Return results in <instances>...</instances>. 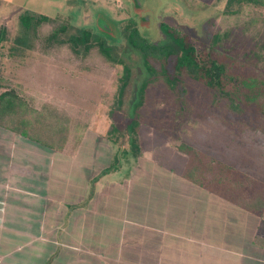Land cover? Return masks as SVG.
I'll return each mask as SVG.
<instances>
[{
  "label": "rangeland",
  "instance_id": "374dc122",
  "mask_svg": "<svg viewBox=\"0 0 264 264\" xmlns=\"http://www.w3.org/2000/svg\"><path fill=\"white\" fill-rule=\"evenodd\" d=\"M226 1L0 0V27L6 30V39L0 44V92L13 89L31 108L55 110L65 117L66 143L58 151L90 150L97 156L108 151L110 157L119 146L109 141L108 130L111 125L120 129L126 126L125 112L131 99L128 88L123 106L117 109L115 95L121 66L109 63L95 50L75 55L67 45L48 44L45 37L53 24L40 26L36 36L18 45L19 15L28 10L48 16L68 25L69 33L77 28L103 32L106 34L102 36L115 46L124 43V32L132 25L155 40L161 35L160 25L166 24L190 39L198 51L215 48L238 54V61L231 62L234 68L245 63V51L258 53L260 61L254 59L264 74V9L243 6L238 14L227 15ZM249 72L252 69L247 67L238 70L246 75ZM229 105L187 77L181 78L174 89L159 78L147 86L139 109L140 155L129 156L121 169H131V175L137 173L138 178L144 168L164 167L176 169L184 177L193 164L218 162V174L226 179L223 185H240L243 201L236 204L209 192L218 197L219 203L255 215L260 221L255 242L264 245V209L256 204L257 198L264 199V116L259 105H241L239 111ZM181 144L195 152H178ZM227 173L235 176L228 178ZM118 179L129 183L128 177ZM230 199L234 200L233 195Z\"/></svg>",
  "mask_w": 264,
  "mask_h": 264
},
{
  "label": "crops",
  "instance_id": "0c3cea01",
  "mask_svg": "<svg viewBox=\"0 0 264 264\" xmlns=\"http://www.w3.org/2000/svg\"><path fill=\"white\" fill-rule=\"evenodd\" d=\"M117 151L67 153L0 128V264H264L255 215L176 169L136 178Z\"/></svg>",
  "mask_w": 264,
  "mask_h": 264
},
{
  "label": "trees",
  "instance_id": "16d2710c",
  "mask_svg": "<svg viewBox=\"0 0 264 264\" xmlns=\"http://www.w3.org/2000/svg\"><path fill=\"white\" fill-rule=\"evenodd\" d=\"M243 6L258 10L264 9V0H227L225 13L236 15ZM18 23L21 28V35L16 41L18 45L25 44L29 37L36 36L40 26L53 24L45 37L48 44L67 45L75 55H86L91 50H95L109 63L121 66L115 95L117 109L123 106V99L128 93V88L131 99L128 103L129 110L125 112L128 119L126 126L120 129L111 125L108 130L109 141L114 144L118 143L119 146L117 151L119 156L115 157L114 166L122 158L126 159L129 156L137 158L140 155L137 143L139 109L142 107L147 86L159 78L174 89L181 78L187 77L201 83L219 98L226 100L232 110L239 111L241 105H259V110L264 116V74L261 73L259 64L254 59L258 57V53H253V51L242 53L245 63L237 64L234 68L231 62L238 61L236 59L238 54L232 55L233 53L229 50L226 51L228 54H225L224 51L215 48L198 51L190 39L166 24L160 25L161 35L155 40L146 38L135 25H132L124 32V43L115 46L108 43L104 37L106 33L102 32L104 34L102 36L98 32L82 28L69 33V27L65 23H58L55 19L28 10H24L19 15ZM5 39L6 30L1 26L0 44ZM220 41L221 37L218 35V44ZM258 60L260 61V56ZM244 67L252 69V72L248 75L238 73V70ZM65 121V117L58 116L55 110L41 112L31 108L13 89L0 92V128L4 130L49 148L61 149L66 143ZM123 144H127V147L123 148ZM177 151L183 154L195 152L194 149L184 144L179 145ZM213 161H208L206 164H193L186 169L184 177L208 192L223 195L228 200L239 204L242 198L239 194L241 192L238 191L240 185L235 183L229 186L223 185L226 179L218 174V162ZM228 171H230L229 168ZM228 176L234 177L235 175L227 173ZM231 195L234 200L230 199ZM256 201L258 209H264V199L257 198ZM247 206L250 205H241L244 208Z\"/></svg>",
  "mask_w": 264,
  "mask_h": 264
},
{
  "label": "built area",
  "instance_id": "2783aa9c",
  "mask_svg": "<svg viewBox=\"0 0 264 264\" xmlns=\"http://www.w3.org/2000/svg\"><path fill=\"white\" fill-rule=\"evenodd\" d=\"M0 263H1V260H0Z\"/></svg>",
  "mask_w": 264,
  "mask_h": 264
}]
</instances>
